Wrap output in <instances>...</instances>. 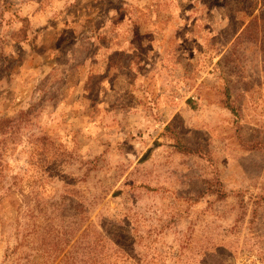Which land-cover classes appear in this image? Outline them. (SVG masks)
<instances>
[{
    "label": "rangeland",
    "instance_id": "374dc122",
    "mask_svg": "<svg viewBox=\"0 0 264 264\" xmlns=\"http://www.w3.org/2000/svg\"><path fill=\"white\" fill-rule=\"evenodd\" d=\"M0 264H264V0H0Z\"/></svg>",
    "mask_w": 264,
    "mask_h": 264
},
{
    "label": "trees",
    "instance_id": "16d2710c",
    "mask_svg": "<svg viewBox=\"0 0 264 264\" xmlns=\"http://www.w3.org/2000/svg\"><path fill=\"white\" fill-rule=\"evenodd\" d=\"M4 123V122H3ZM4 125H6L7 126V124L6 123H4ZM2 128H5V126H1ZM188 150L190 151V152H192V150L191 149H189L188 148ZM87 231H89V227H87V229H86Z\"/></svg>",
    "mask_w": 264,
    "mask_h": 264
}]
</instances>
